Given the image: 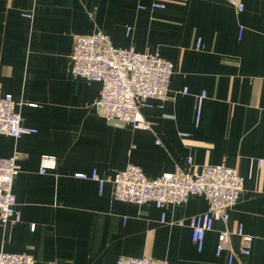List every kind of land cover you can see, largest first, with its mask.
<instances>
[{
	"label": "crops",
	"instance_id": "obj_1",
	"mask_svg": "<svg viewBox=\"0 0 264 264\" xmlns=\"http://www.w3.org/2000/svg\"><path fill=\"white\" fill-rule=\"evenodd\" d=\"M243 3L239 12L227 0H0V92L12 94L22 123L37 129L20 139L0 133V157L14 155L19 165L13 191L21 214L0 223V250L31 254L36 264H116L123 255L229 264L227 251L215 252L218 233L243 223L252 250L240 254L233 235V264H264V0ZM96 29L116 46L174 63L167 99L143 108L152 130L115 127L99 113L101 82L72 75L75 38ZM44 157L56 164L42 173ZM129 163L150 178L225 164L244 188L227 224L216 221L199 251L190 219L208 208L205 196L159 208L115 199L111 181L100 194L97 181L76 176L96 168L112 177Z\"/></svg>",
	"mask_w": 264,
	"mask_h": 264
},
{
	"label": "built area",
	"instance_id": "obj_2",
	"mask_svg": "<svg viewBox=\"0 0 264 264\" xmlns=\"http://www.w3.org/2000/svg\"><path fill=\"white\" fill-rule=\"evenodd\" d=\"M239 12L244 10L243 0H227ZM140 9L146 6L140 5ZM151 7L165 8L162 1H153ZM31 17L29 13L24 14ZM130 29H128V32ZM243 27H240V36ZM202 38L197 39L196 48H202ZM70 71L75 77L101 82L100 97L97 101L100 115L115 127L128 125L135 130L150 131L152 122L143 108L151 107V99H167L170 91L174 63L158 53L137 51L130 47L116 46L108 34L101 29L80 34L75 38L71 56ZM187 92V89H184ZM207 96L202 91L196 97V126L199 125L202 107ZM18 102L10 93L0 92V133L20 139L24 135L36 133L37 129L22 123V115L17 109ZM187 136L188 133H181ZM160 143V140H156ZM189 163L193 164L192 157ZM262 160L259 161L261 163ZM53 158L44 157L41 172L55 166ZM19 165L16 156L0 157V223L19 222L21 214L17 209V199L13 185ZM80 178H91L98 182L102 194L108 181L113 183V196L120 201L137 204L153 202L159 208L167 204L186 203L193 195H203L208 200V208L190 219L191 239L199 251L205 246V238L214 229L216 221L228 222L230 210L237 203L244 188V179L239 171L225 164H205L194 168L177 166L158 177L150 178L143 169L133 163L127 164L112 177H102L96 168L91 174L76 173ZM165 218L163 215L162 219ZM241 239L240 254L249 255L252 250L253 235L247 233L243 223L233 229L225 228L218 233L215 252H228V263L233 264L237 252L232 245V236ZM33 255L0 250V264H36ZM116 264H174L167 259L153 257L120 256Z\"/></svg>",
	"mask_w": 264,
	"mask_h": 264
}]
</instances>
